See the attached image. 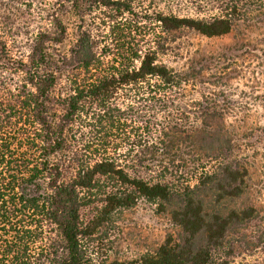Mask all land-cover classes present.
<instances>
[{
  "label": "trees",
  "instance_id": "16d2710c",
  "mask_svg": "<svg viewBox=\"0 0 264 264\" xmlns=\"http://www.w3.org/2000/svg\"><path fill=\"white\" fill-rule=\"evenodd\" d=\"M15 2L0 0V264H91L82 240L139 200L177 234L98 264H231L227 238L255 218L225 203L242 196L246 170L211 128L221 116L204 59L170 68L166 34L224 36L264 0H52L26 49ZM191 85L199 97L185 102Z\"/></svg>",
  "mask_w": 264,
  "mask_h": 264
},
{
  "label": "rangeland",
  "instance_id": "374dc122",
  "mask_svg": "<svg viewBox=\"0 0 264 264\" xmlns=\"http://www.w3.org/2000/svg\"><path fill=\"white\" fill-rule=\"evenodd\" d=\"M25 1L28 2L16 0L17 8L27 11L16 12L11 26L13 39L22 49H26L34 33L45 26L44 15L52 0H33V4ZM148 6L149 3L145 5ZM153 6L154 3L151 13ZM172 9L177 13L174 7ZM182 10L184 14L186 9ZM187 12L192 14L191 10ZM94 28L93 34L97 35L100 29ZM102 31L104 36L108 35V31ZM146 33L148 38H153L152 26ZM166 37L175 40L163 58L170 68L181 70L188 67L191 59H204L202 82L209 88L208 98H214L217 114L221 116L211 128L234 140L235 154L246 170L242 196L225 203L239 209L253 208L255 218L227 238L233 245L229 261L231 264H264V11L245 18L224 36L206 38L180 30ZM187 91L189 98L186 96L185 102L198 99L199 86L191 85ZM121 134L114 132L115 136ZM93 214L85 210L83 223L90 221ZM176 234L177 228L167 213L139 200L134 207L119 210L96 226L89 238L82 240V245L91 264L130 261L152 253L169 236Z\"/></svg>",
  "mask_w": 264,
  "mask_h": 264
}]
</instances>
